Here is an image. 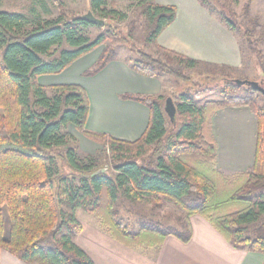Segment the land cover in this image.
I'll return each mask as SVG.
<instances>
[{"label":"trees","instance_id":"obj_1","mask_svg":"<svg viewBox=\"0 0 264 264\" xmlns=\"http://www.w3.org/2000/svg\"><path fill=\"white\" fill-rule=\"evenodd\" d=\"M53 1L59 5V15L50 19L0 8V249L28 263L95 264L75 240L82 230L77 217L82 209L134 248H157L168 235L188 242L190 217L200 215L233 246L264 252V105L257 103L264 95L253 87L241 91L243 85L227 79L219 100L198 105L191 93H180L176 119L171 121L164 111L168 96L126 93L123 98L150 110L149 124L138 139L88 130L84 88L44 86L39 76L61 73L105 44L98 61L85 72L96 74L118 55L115 45H106L110 37L135 54L129 59L133 69L151 77L165 74L190 80L192 70L205 63L158 44L162 30L175 19L174 5L129 0L133 12L145 17L146 41L162 52L157 56L139 48L117 27L115 21L128 17L118 8L121 0L89 1L88 11L105 20L106 33L94 38L86 29L98 24L84 14L69 16L64 2ZM199 1L240 35L241 48L244 44L255 53L264 71L263 53L257 48L264 38H253L262 28L258 16L252 15L254 0H246L240 12L235 9L240 0ZM226 106H249L258 121L253 168L234 176L216 168L217 144L210 123L213 114ZM70 126L106 147L108 166L94 154L79 155ZM165 200L182 211L174 217L178 227L166 226L142 209L151 201V212L161 210ZM125 203L140 208L138 229L123 223Z\"/></svg>","mask_w":264,"mask_h":264},{"label":"crops","instance_id":"obj_2","mask_svg":"<svg viewBox=\"0 0 264 264\" xmlns=\"http://www.w3.org/2000/svg\"><path fill=\"white\" fill-rule=\"evenodd\" d=\"M174 5V21L158 37V44L201 62L238 68L243 50L237 33L211 14L199 0H156ZM252 12L264 15V0H254ZM101 47V46H100ZM95 48L75 60L58 74L41 75L40 84H78L89 100L86 129L134 141L149 124V108L136 100L122 97L126 93L164 95L170 79L151 77L132 68L129 59L117 55L102 70L86 75L98 61L103 48ZM169 78V77H168ZM168 86V85H167ZM216 140V168L234 176L253 168L258 141V121L249 106H226L210 120ZM79 148L88 154L99 144L74 131ZM82 230L76 243L95 264H264V252L233 246L208 220L192 215V236L183 242L168 235L157 247H131L113 237L97 218L82 209L77 211ZM0 264L28 263L6 249H0Z\"/></svg>","mask_w":264,"mask_h":264},{"label":"rangeland","instance_id":"obj_3","mask_svg":"<svg viewBox=\"0 0 264 264\" xmlns=\"http://www.w3.org/2000/svg\"><path fill=\"white\" fill-rule=\"evenodd\" d=\"M66 4V12L69 16H75L78 14H85L88 12L89 1L90 0H61ZM246 0H240L239 5L235 8L238 12L241 11L242 6ZM129 0H121L118 8L122 11L128 13V17L124 21H115L117 27L123 31L131 41L135 43L139 48H142L154 55L160 56L161 51L149 44L146 41V36L148 33V23L145 17H140L133 12L134 8H131ZM59 5L53 0H0V8L13 11V12H23L27 14L38 13L43 18H55L59 15ZM253 16H258L259 22L262 25L260 30H255L253 38L259 39L264 38V15H257L252 12ZM86 32L91 35V37H96L100 33H106V28L103 25H94L86 29ZM240 38L242 45V38ZM107 44L115 45L117 47V52L120 57L125 59H130L135 57V54L129 48L122 44L119 39L110 37L107 41ZM105 46L102 45L100 49ZM258 49H261L264 58V41L261 42L258 46ZM243 63L238 68L221 66L218 64H213L214 66L206 65L207 63L200 65L198 68L192 70L193 75L190 80H182L176 77L169 75H162L166 79H170L169 83L166 84V91L164 92L165 96H172L176 102L180 101L179 94L182 92H189L194 97L198 105H202L205 101L208 100H219L221 99V89L227 81V79H238L244 81H264V71L263 67L259 63L258 57L250 52L248 48L243 44ZM212 65V64H211ZM217 65V66H215ZM208 76V78H207ZM169 77V78H168ZM168 85V86H167ZM250 87L249 85H243L241 91H244L246 88ZM257 103L259 105H264V96L259 95L257 98ZM70 131L73 134H76L75 128L70 126ZM78 141V140H77ZM76 144V143H74ZM78 145V143L76 144ZM106 147L99 144V150L94 153L95 156L100 157L103 165L108 166L109 154L105 152ZM86 151H83L79 148V155L85 156ZM108 168V167H107ZM110 171L115 173L114 168L111 167ZM153 206V203L150 201L145 206H142V209L147 214H151L153 219L162 222L166 226L178 227L179 223L175 220V215L181 213L182 211L174 205V203L165 200L161 210L152 211L150 208ZM131 209V210H130ZM140 208L134 206L131 208L129 203H125L124 207L121 209V219L123 223L129 224L128 228L138 229L140 227L139 215L136 213ZM156 212V213H155ZM6 218V233L9 231V218L8 213L5 209L4 212Z\"/></svg>","mask_w":264,"mask_h":264},{"label":"water","instance_id":"obj_4","mask_svg":"<svg viewBox=\"0 0 264 264\" xmlns=\"http://www.w3.org/2000/svg\"><path fill=\"white\" fill-rule=\"evenodd\" d=\"M83 17L98 25L105 24V20L95 16L92 11H88L87 13L83 15ZM234 81L235 83L239 85H249L250 87H253L254 89L258 90L264 95V82L262 81L261 82L244 81V80H238V79H235ZM164 111L168 115V117L171 119V121H175L176 115H177V106L172 96L166 97L165 103H164Z\"/></svg>","mask_w":264,"mask_h":264}]
</instances>
